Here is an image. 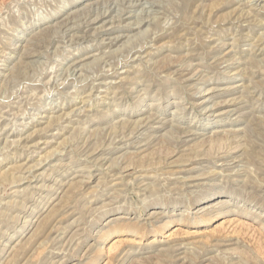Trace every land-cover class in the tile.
Listing matches in <instances>:
<instances>
[{
	"label": "rangeland",
	"instance_id": "374dc122",
	"mask_svg": "<svg viewBox=\"0 0 264 264\" xmlns=\"http://www.w3.org/2000/svg\"><path fill=\"white\" fill-rule=\"evenodd\" d=\"M0 264H264V0H0Z\"/></svg>",
	"mask_w": 264,
	"mask_h": 264
},
{
	"label": "bare ground",
	"instance_id": "6f19581e",
	"mask_svg": "<svg viewBox=\"0 0 264 264\" xmlns=\"http://www.w3.org/2000/svg\"><path fill=\"white\" fill-rule=\"evenodd\" d=\"M99 18V17H98Z\"/></svg>",
	"mask_w": 264,
	"mask_h": 264
}]
</instances>
